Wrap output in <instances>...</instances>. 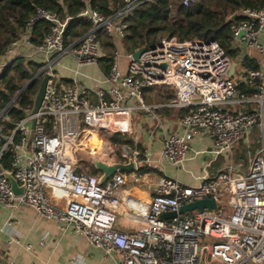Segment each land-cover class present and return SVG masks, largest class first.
Returning <instances> with one entry per match:
<instances>
[{
	"label": "built area",
	"instance_id": "2783aa9c",
	"mask_svg": "<svg viewBox=\"0 0 264 264\" xmlns=\"http://www.w3.org/2000/svg\"><path fill=\"white\" fill-rule=\"evenodd\" d=\"M80 1L85 9L79 17L90 23L85 35L68 42L71 18L62 20L55 12L36 8L24 33L0 57V74L17 58L40 57L48 75L37 113L27 114L8 133L4 132V121H9L6 111L15 100L0 109V207L29 206L39 216L54 220L61 231L84 237L106 255L114 253L117 264H264V138L247 172L233 176L234 167L226 165L196 187L158 176L146 202L125 196L124 186L127 181L147 179L138 171L147 160H139L140 153L124 145L118 153L109 141L140 130V115L134 118L137 113L155 118L154 111L162 107L185 109L180 129L163 139L162 157L179 166L188 154L189 142L198 135L211 138L212 152L218 156L233 148L253 126L263 130L264 68H237L229 77L234 61L215 41L172 37L139 49L136 60L133 52H114L106 90L86 88L76 81L66 86L54 72V64L70 56L78 66L97 65L103 57L100 36L125 44L129 16L149 0H122L121 9L110 16L90 8L89 0ZM193 1L181 0V4L187 7ZM241 14L247 19L232 28L233 40L242 31L246 46L262 52L259 36L264 31V6ZM40 21L49 24V32L35 45L32 32ZM120 55L128 59L125 72L117 64ZM150 87L170 89L174 98L147 104L143 90ZM246 105L251 109H231ZM7 155L9 169L3 166ZM81 155L108 162L131 159L135 171L127 176L114 174L100 184L98 176L79 171ZM5 172L24 186L21 194L13 193ZM201 200H212L215 207L186 209ZM121 208L141 223L132 233L115 228ZM167 213L174 217L164 219Z\"/></svg>",
	"mask_w": 264,
	"mask_h": 264
},
{
	"label": "crops",
	"instance_id": "0c3cea01",
	"mask_svg": "<svg viewBox=\"0 0 264 264\" xmlns=\"http://www.w3.org/2000/svg\"><path fill=\"white\" fill-rule=\"evenodd\" d=\"M259 42L264 47V31L259 36ZM109 43L111 48H108L111 56L114 52L122 54V52L128 51L126 45L117 39L109 40ZM102 44L103 42H101V52L104 56L106 52ZM233 47L239 50V57L247 56L253 59L259 68H264V50L260 52L255 48L247 47L241 38L233 41ZM232 60L236 64L235 69L243 68L239 59ZM25 61L39 65L38 72L43 69V59L40 57H35L32 60L25 59ZM117 64L120 71L125 72L128 59L120 55ZM101 65L102 62L99 63L98 61L97 65L78 66L74 58L67 56L54 64L53 70L66 86L76 81L86 88L97 86L106 90L110 84L106 79V74L102 71ZM235 69L231 76L229 72V77H233ZM37 79L41 80V78ZM158 90V93L170 91L166 88ZM15 98L12 100H15ZM156 100H160L156 102H161V104L169 102L161 99ZM159 109L154 111L155 118L142 113L139 117L140 123H138L140 130L134 129L132 135L126 136L142 148L143 156L142 158L139 157V160H147L142 166L138 167L141 174L146 177L148 175L147 179L138 182L127 181L124 186V195L133 200L149 201L154 192V181L162 175L176 180L182 185L196 187L201 184L204 177H213L226 165L234 167L233 176L243 174L247 172L253 157L261 148L264 138V121L263 130L258 125L253 126L233 148L218 156L212 152L211 138L198 135L189 142L188 154L185 160L179 166H173L162 157L163 139L167 134L180 129L178 123L181 116L175 118L172 115L158 113L157 110ZM169 109L174 110L173 108ZM231 109L233 111H248L251 108L246 105ZM239 147L243 148L241 153L236 151ZM116 148L119 153L120 149ZM131 149L138 151L136 148ZM143 168L147 170L142 172L141 169ZM5 169H9V167ZM85 170L83 169L82 172L87 173V168ZM130 173L132 172L119 174L127 176ZM96 176L99 177V174ZM140 224V222L134 220L131 213L121 208L116 218L115 228L125 233H132L139 228ZM42 239L43 243H41ZM27 246H30V248ZM0 264H117V262L114 253L106 255L103 250L89 244L84 237L70 230L63 232L54 220L45 219L39 216L33 208L20 205L13 210L0 207Z\"/></svg>",
	"mask_w": 264,
	"mask_h": 264
},
{
	"label": "trees",
	"instance_id": "16d2710c",
	"mask_svg": "<svg viewBox=\"0 0 264 264\" xmlns=\"http://www.w3.org/2000/svg\"><path fill=\"white\" fill-rule=\"evenodd\" d=\"M123 5L122 0H89V7L97 10L104 16H110ZM264 6V0H194L187 7L181 0H149L139 4L128 18L125 44L128 52H134L143 47H152L162 38H177L180 41L193 39L215 41L232 59H239L240 65L247 70H256L258 65L247 56L239 57V50L233 47L232 28L247 18L241 14L243 10H258ZM36 8L55 12L63 20L71 18L68 23V42L80 38L90 29V23L79 17L85 9L80 0H0V57L4 55L9 44L17 40L25 31V24ZM237 14L234 19H231ZM49 32V24L40 21L35 24L31 42L38 45ZM107 38L100 36L101 42ZM105 55L99 59L102 62V71L107 74L110 67L111 55L107 50L111 48L109 42L102 44ZM109 49V48H108ZM39 65L23 60H16L6 66L0 74V96L2 103L0 109L5 108L14 98L15 101L7 108L4 121V132L8 133L14 125L22 120L33 107L34 97L37 93L40 80H32L39 70ZM26 85V86H25ZM240 89L244 87L240 86ZM159 87H150L143 90L144 98L150 92L154 98L171 101L173 91H161ZM158 90V91H159ZM158 113L172 115L178 118L186 113L185 109H169L162 107ZM113 143L120 149L121 146L136 148L142 158L143 150L139 144L124 135H116ZM4 167L8 168L10 162L6 156ZM80 164L87 168V173L98 175L97 170L86 160L80 159ZM147 169L143 168L141 171ZM79 171H83L80 168Z\"/></svg>",
	"mask_w": 264,
	"mask_h": 264
},
{
	"label": "water",
	"instance_id": "95a60500",
	"mask_svg": "<svg viewBox=\"0 0 264 264\" xmlns=\"http://www.w3.org/2000/svg\"><path fill=\"white\" fill-rule=\"evenodd\" d=\"M235 17H236V15H233L231 19H234ZM243 36H244V32L241 31L239 33L237 39H240ZM140 53H141V50L135 51L132 55L133 59L136 60L138 58V56L140 55ZM235 66H236V64L233 63L231 66V69H230V76H231L232 72L234 71ZM37 78H41V80H40V84H39L37 93L34 97L33 107L31 110L32 116L37 113V111L41 105L43 95H44L45 86H46V82L48 80V75L44 74V70L42 69L35 74V76L32 78V80H30L28 82V84L32 81H35ZM28 84H26V85H28ZM34 123H35V119L33 118L31 120V128L34 127ZM86 161L90 165H92L97 170V172L99 173V183L100 184L105 183L114 174L129 173V172L135 171V165L131 159H129L127 163L107 162V161H102L98 157L93 156V157L87 158ZM5 176L8 179V181L10 182L12 191L15 195H19L24 191V186H18L17 182L14 180L11 173L5 172ZM214 207H215L214 201H212V200H201V201L195 202L191 205H188L186 207V209H189V210L203 209V208L213 209ZM172 217H174L173 213H167V214L163 215L164 219H169ZM201 264H203V263L201 262Z\"/></svg>",
	"mask_w": 264,
	"mask_h": 264
},
{
	"label": "rangeland",
	"instance_id": "374dc122",
	"mask_svg": "<svg viewBox=\"0 0 264 264\" xmlns=\"http://www.w3.org/2000/svg\"><path fill=\"white\" fill-rule=\"evenodd\" d=\"M104 42H109V40H106V39H104L103 40ZM103 42V43H104ZM107 50L108 51H110V49H108L107 48ZM16 60H23L25 63L27 62V61H25L24 59H21V58H17V59H15L13 62H15ZM155 94H156V92L155 93H153V92H150V93H148L147 95H146V98L147 99H145L144 98V102L145 103H149V104H152V102H155V103H161V102H156V101H160V100H154V99H151V98H154L155 97ZM138 115H142V113H137V115H134V118L135 117H137ZM138 122L140 123V121L138 120ZM136 125H137V123H136ZM109 141L110 142H113L111 139H109ZM103 152L104 153H106L107 151H108V146L105 144L104 146H103ZM238 153H241L242 151H243V148L242 147H239V149H237L236 150ZM80 159H82V160H84V159H87V158H89V155H81L80 157H79ZM80 168H82V169H84L85 170V168H84V166L82 165V164H80ZM86 171V170H85Z\"/></svg>",
	"mask_w": 264,
	"mask_h": 264
}]
</instances>
